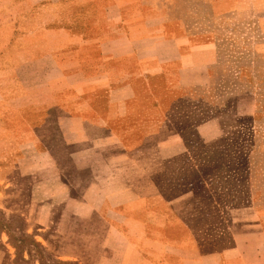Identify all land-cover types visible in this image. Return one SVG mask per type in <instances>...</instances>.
Wrapping results in <instances>:
<instances>
[{
    "label": "crops",
    "instance_id": "crops-1",
    "mask_svg": "<svg viewBox=\"0 0 264 264\" xmlns=\"http://www.w3.org/2000/svg\"><path fill=\"white\" fill-rule=\"evenodd\" d=\"M61 1L0 0V130L35 148L50 207L67 226L104 225L110 264H264V209H248L231 247L206 251L153 180L185 153L169 125L180 90L209 83L214 45L161 8L146 13L154 0H81L87 20L75 27L63 26ZM4 66L22 93L4 89Z\"/></svg>",
    "mask_w": 264,
    "mask_h": 264
},
{
    "label": "rangeland",
    "instance_id": "rangeland-1",
    "mask_svg": "<svg viewBox=\"0 0 264 264\" xmlns=\"http://www.w3.org/2000/svg\"><path fill=\"white\" fill-rule=\"evenodd\" d=\"M63 1L58 4L63 26L87 20L77 14L84 2ZM153 5L146 13L162 9L169 21L188 25L193 42L215 47L209 83L194 87L190 97L180 90L175 103L179 109L169 130L183 137L185 153L163 164L153 180L168 201H180L177 208L202 249L223 252L233 245V231L244 224L240 220L251 217L248 209L253 204L264 209V0H154ZM3 68L7 91L13 87ZM20 88L13 89L22 93ZM142 134L152 138L156 131L149 124ZM11 142L0 130L3 264H110L101 257L106 227L81 221L67 226L60 204L50 207L54 195L33 174L35 148Z\"/></svg>",
    "mask_w": 264,
    "mask_h": 264
}]
</instances>
